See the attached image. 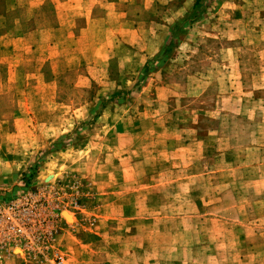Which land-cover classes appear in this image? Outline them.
I'll return each instance as SVG.
<instances>
[{"label": "rangeland", "instance_id": "374dc122", "mask_svg": "<svg viewBox=\"0 0 264 264\" xmlns=\"http://www.w3.org/2000/svg\"><path fill=\"white\" fill-rule=\"evenodd\" d=\"M26 1L37 0H0V91L9 90L0 94V151L12 152L6 143L14 142L18 119L31 122L20 126L21 138L37 152L19 180L21 189H0V264H68L69 254L55 242L66 227L77 231L86 249L96 247L98 264L107 261L112 242L103 235L118 237L110 246L119 254L113 264H135L124 261L123 253L137 245L145 247L139 257L146 264L152 258L146 247L159 249L153 256L159 264H264V0H202L200 16L178 31L177 45L166 56L162 50L195 0H118L116 11L127 12L128 25H142L139 47L159 43L142 64L117 28L107 33L114 44L109 57L93 56L101 32L85 40L84 17H76L73 32H38L14 50L6 47L7 37L55 20L51 3L44 5L48 14L39 15L42 8ZM96 1L93 12L101 15L103 3ZM71 17H62L65 26ZM14 105L25 115H15ZM183 143L195 158L184 169L189 173L179 175L176 166V175H161L160 182L178 184L143 190L140 221H99L105 179L120 181L118 168L130 160L145 173L154 152H176ZM126 150L131 158L120 164L119 151ZM108 151L113 154L105 160ZM40 167L49 175L33 184ZM143 178L157 183L150 174ZM126 194L134 199V191ZM11 203L17 204L14 213L8 211ZM29 218L46 221L47 240L34 237L37 226L10 230L11 220ZM93 232L101 236L93 239ZM94 256L84 262L91 264Z\"/></svg>", "mask_w": 264, "mask_h": 264}, {"label": "crops", "instance_id": "0c3cea01", "mask_svg": "<svg viewBox=\"0 0 264 264\" xmlns=\"http://www.w3.org/2000/svg\"><path fill=\"white\" fill-rule=\"evenodd\" d=\"M126 1V0H125ZM153 0H149V5H151ZM103 3L101 6L103 7V12L101 15H96L95 12V6L97 5L96 0H37V1H29L26 3L30 6H35L42 8V11L40 12L39 15H45L48 14L46 11V8H44L45 4L51 3L53 8L50 13L52 14L53 12L55 13V20H52L51 24L48 26L43 25V27L38 28V27H29L27 28V31H21L20 34H17L15 37H7L5 40V45L6 47H11L12 50L17 48V43H20L22 41H27L30 37H34L38 32H41L42 34H48L49 31H71L76 30L77 25H76V17H84L85 19V26H84V31H87L88 37L85 38V40L93 41L95 40L96 36L99 35L97 32H101V39L97 47L93 48L91 50V54L93 56L100 55L99 57H105V60L109 57V53L111 48L113 47V40L110 39V36L107 34L108 31L114 30L113 28H117L116 31H118V34L120 37H125L123 38L122 41L129 46H131L133 49L134 47L137 48V50H133V57H137V60L139 64L144 63L149 57L155 54L157 51V47L159 46V43L156 45L154 44L153 48L150 49H144L139 47V38L136 36L137 32L142 31L143 28H141L142 25L136 24L138 22L133 21L132 25H128L129 21L128 20V14L124 10H118L116 11L115 5H119L118 0H101ZM25 3V4H26ZM112 9L111 12L106 11L104 9L110 8ZM147 7V6H145ZM12 9V6H9L7 10ZM94 11V12H93ZM151 13L152 9L149 8L147 9ZM18 13L20 15L24 16H31V13H29L26 10H18ZM53 13V14H54ZM72 16L71 18V23L70 20L68 21L69 26H65V21L63 20V16ZM112 15V16H111ZM115 17L116 19L114 20ZM30 18L26 19L29 20ZM21 20V19H20ZM25 20H21L23 22ZM127 21V22H126ZM135 23V24H134ZM27 25H29L27 23ZM144 25V24H143ZM149 27V26H148ZM97 33V34H96ZM149 33V32H148ZM74 35V34H73ZM4 38V36L0 37ZM42 42V41H41ZM161 45V44H160ZM35 42L30 41V47H34ZM43 46V45H40ZM45 50L50 49L48 44H45ZM89 46H92L91 43ZM157 46V47H156ZM135 52V53H134ZM135 55V56H134ZM50 56H47L46 59H49ZM136 60V59H133ZM136 60V61H137ZM96 61V59H94ZM14 66V65H13ZM15 67V66H14ZM159 88V87H158ZM163 89V87H161ZM41 93H43L44 89L41 87L40 88ZM9 93L8 91L2 90L0 91V94L4 95ZM17 105H14L12 107V110H14L15 115L23 116L25 115V111L21 110V108L16 107ZM154 122V125H157L159 127H164L168 128L171 125L167 123V121H161L159 122L158 120H151ZM21 124H18L20 123ZM26 123L31 125L30 121L26 120H15L16 124V130L13 132L14 134V142L11 144L6 143L8 145V149L11 148L12 152L10 154L5 153L7 149L5 148L3 150V153L0 151V189H12V186H15L14 188L17 190L21 189L20 185V178L21 176L27 172L28 167L31 165V163L36 160L35 154L36 148L35 146L30 142L27 144L25 139L21 138L24 128L26 126ZM25 125L20 127L21 125ZM73 124V123H72ZM66 131V129H65ZM63 132V131H62ZM31 138V136H28ZM183 136H181L182 138ZM169 144L170 141H168ZM1 148V145H0ZM187 144L183 143L178 146H176V152H172L171 150L167 151H157L152 154L151 159L154 161V165L151 166L150 168H147L145 173L144 170L142 169L140 162L139 161H133L130 160L129 163H132L126 167L118 168L119 169V175H122V177L119 178L120 181H113L110 182L108 179L103 181L104 186L107 185L106 192L103 195L104 196V201L102 204L103 210L102 213L98 214V217L100 218L99 221L104 220L105 222L108 223H123L126 220L131 219L130 221H140L138 217H141L142 215V206H146L144 203V199L142 196V191L143 190H149V191H157V190H165V189H170V185H176L178 183L175 182H165L162 183L160 182L161 175L165 176H171L172 174L176 175V166H179V171L178 174L184 175L188 174L187 171L184 169L189 166L190 160L195 159L192 158V155L190 153H186L187 150ZM177 151H180L177 153ZM112 151H108L107 153L104 154V159L106 160L108 157L112 156ZM205 157V156H204ZM131 157L129 156V153L126 151H119V159L121 161L120 164L126 163L128 159ZM165 164L164 167L160 168V164ZM105 165H100L99 167H104ZM233 171H235V168H232ZM223 170V169H222ZM98 171L95 170V173L93 174L94 177L98 176ZM97 173V174H96ZM145 174H150L152 176H155L157 179V183H152V184H145L143 181V176ZM49 173H45L43 171V168H39V172L37 176H35L33 184L37 183L38 180L40 179H45ZM135 175V176H134ZM133 178L134 181H129V179ZM123 179L126 180L123 182ZM37 180V181H36ZM36 181V182H35ZM237 184H233L232 188L237 189ZM128 191H134L135 196L133 200H129L127 198V192ZM122 199H128L130 204H127L125 207H123L121 204H123ZM156 217V216H152ZM259 220V219H256ZM249 221V220H248ZM254 221V220H251ZM89 235L88 233H86ZM60 237L56 236L57 241V247L60 248V250L65 251L68 256V264H90L89 261L84 262V257H87L91 259L93 255V261H91V264H98L96 261L95 257L98 252L91 245L87 247V243H84V241H81L79 239V235H77V231L71 230L70 227L62 228L61 232L59 233ZM96 235H100L98 232H93L90 234L91 238L97 239ZM102 239L107 240L111 239L112 242L110 245L107 246V250L105 251V254H107V261L99 263V264H113V262H110L111 258L115 257L116 255H119L117 252L113 251V247L111 248L110 246L113 245L118 240V237H113L112 235L109 236H101ZM84 247V248H83ZM145 248V247H144ZM144 248L141 246H136L135 248H130L124 251L123 257L124 261L126 262H132L135 264H146L143 261V258H140L139 256L145 255L144 253ZM98 249H100L98 247ZM146 250L149 252V254L152 255L151 258V264H159V259H155L153 256L156 255V253L159 251L157 247H146ZM89 252V253H88ZM88 254V256H85ZM90 255V256H89ZM147 256V254H146ZM92 260V259H91ZM9 261H18V258L11 259Z\"/></svg>", "mask_w": 264, "mask_h": 264}, {"label": "trees", "instance_id": "16d2710c", "mask_svg": "<svg viewBox=\"0 0 264 264\" xmlns=\"http://www.w3.org/2000/svg\"><path fill=\"white\" fill-rule=\"evenodd\" d=\"M202 3H203L202 0H195L192 8L189 11H187L185 16L176 24L175 26V28L177 29L176 34L174 33L173 35H171L167 46L165 47L164 50H162L163 51L162 55H164V52H168V53L171 52L173 47L177 45V40L179 36L178 31L179 33L183 32V28L187 24H191L195 19H197L200 16L202 12V5H203Z\"/></svg>", "mask_w": 264, "mask_h": 264}, {"label": "built area", "instance_id": "2783aa9c", "mask_svg": "<svg viewBox=\"0 0 264 264\" xmlns=\"http://www.w3.org/2000/svg\"><path fill=\"white\" fill-rule=\"evenodd\" d=\"M16 205L17 204H15V203H11L8 206V211L10 213H14L17 210ZM25 207H32V206L29 202H26ZM44 222L46 223L45 220H40L37 218H34V219L29 218V222H18L15 220H11V222H9V227H10V230L21 233V232H24L25 229L29 226H37V227H39L40 232H39V234H37L34 237H36L37 240H41V239L47 240L48 236H50V232L49 231H45V232L43 231ZM29 224H31V225H29Z\"/></svg>", "mask_w": 264, "mask_h": 264}]
</instances>
